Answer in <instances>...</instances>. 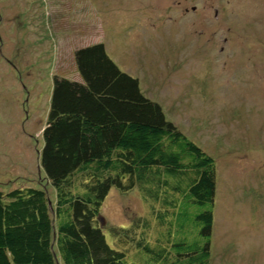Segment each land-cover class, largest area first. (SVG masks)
I'll list each match as a JSON object with an SVG mask.
<instances>
[{
  "label": "rangeland",
  "instance_id": "obj_1",
  "mask_svg": "<svg viewBox=\"0 0 264 264\" xmlns=\"http://www.w3.org/2000/svg\"><path fill=\"white\" fill-rule=\"evenodd\" d=\"M97 42L215 160L211 264H264V0H0V191L46 184L52 76ZM112 191L110 245V228L147 213Z\"/></svg>",
  "mask_w": 264,
  "mask_h": 264
},
{
  "label": "trees",
  "instance_id": "obj_2",
  "mask_svg": "<svg viewBox=\"0 0 264 264\" xmlns=\"http://www.w3.org/2000/svg\"><path fill=\"white\" fill-rule=\"evenodd\" d=\"M71 63L68 77L52 76L40 132L46 184L0 191V264H211L215 160L104 43L74 50ZM112 189L136 192L147 213L110 228V245Z\"/></svg>",
  "mask_w": 264,
  "mask_h": 264
}]
</instances>
